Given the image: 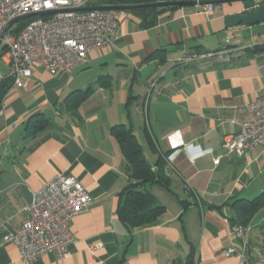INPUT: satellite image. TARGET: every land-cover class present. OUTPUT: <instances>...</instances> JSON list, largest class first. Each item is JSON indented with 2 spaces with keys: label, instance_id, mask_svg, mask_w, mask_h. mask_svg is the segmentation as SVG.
<instances>
[{
  "label": "crops",
  "instance_id": "crops-1",
  "mask_svg": "<svg viewBox=\"0 0 264 264\" xmlns=\"http://www.w3.org/2000/svg\"><path fill=\"white\" fill-rule=\"evenodd\" d=\"M242 11L240 1L214 4L210 13L203 5L174 6L148 28L120 12L113 43L71 72L32 65L23 87L1 93L0 264H261L264 206L237 238L226 204L264 190L254 176L264 149L237 155L222 147L248 118L245 105L264 95V36L254 25L224 24L225 15ZM193 52L205 56L180 61ZM87 87L78 114L65 112L66 96ZM36 113L50 124L24 138ZM117 124L133 129L153 169L163 161L167 187L147 185L165 207L156 224L128 229L118 217L131 178L111 130ZM58 173L75 177L93 201L70 221L75 242L67 256L50 251L23 260L4 237L26 218L33 191Z\"/></svg>",
  "mask_w": 264,
  "mask_h": 264
},
{
  "label": "built area",
  "instance_id": "built-area-1",
  "mask_svg": "<svg viewBox=\"0 0 264 264\" xmlns=\"http://www.w3.org/2000/svg\"><path fill=\"white\" fill-rule=\"evenodd\" d=\"M90 1L0 0V35L19 16L53 11L44 16L18 20L3 35L0 47L4 49L2 56L13 87L25 85L31 77L32 65L48 71L69 73L78 63L87 59L90 51L113 43L120 25V12L82 10L89 7ZM213 9L214 4L203 5L204 13H210ZM204 56L187 53L180 61L188 63ZM3 76L0 74V78ZM245 107L248 118L240 123L235 134L224 139L222 147L225 153L241 155L257 147L264 149V95ZM167 160L171 165L170 159ZM219 160L220 156H217L213 161L218 163ZM92 201L90 193L75 177L58 173L33 191L30 203L24 208L26 218L4 239L16 246L23 260H32L50 251L65 257L69 254L68 246L75 242L69 228L70 221ZM250 228V223L237 224L232 227L230 234L243 238ZM235 252L234 247L226 250L227 254ZM257 259L264 264V240L257 251Z\"/></svg>",
  "mask_w": 264,
  "mask_h": 264
},
{
  "label": "trees",
  "instance_id": "trees-1",
  "mask_svg": "<svg viewBox=\"0 0 264 264\" xmlns=\"http://www.w3.org/2000/svg\"><path fill=\"white\" fill-rule=\"evenodd\" d=\"M165 0H91L89 6H107V5H140L153 2H161ZM169 7H136L130 10L118 12H131L138 16L142 28H148L156 23L158 13ZM26 22V21H24ZM23 24L20 23V25ZM4 49H0V57H2ZM12 86V78L4 74L0 78V92L3 93ZM91 91V87L78 89L70 92L65 102V112L77 115L79 106L87 98ZM50 124V119L41 113L31 115L25 125L24 138L33 136L39 130H42ZM115 135L120 149L125 159V169L131 178L129 185L124 192V198L117 208L119 219L128 229L136 227L148 226L156 224L160 220V215L165 210L163 204L156 202L153 194L147 188L148 184H160L167 187L168 178L163 172V161L158 159L157 168L153 169L152 165L144 156L143 148L136 138L134 131L130 127L123 124H117L111 128ZM148 141L149 138H148ZM149 146L154 149L153 143L150 141ZM233 211L231 221L233 226L237 224L245 225L252 218L254 213L264 206V190L250 199L238 198L230 202H226ZM185 264H192L187 260Z\"/></svg>",
  "mask_w": 264,
  "mask_h": 264
},
{
  "label": "water",
  "instance_id": "water-1",
  "mask_svg": "<svg viewBox=\"0 0 264 264\" xmlns=\"http://www.w3.org/2000/svg\"><path fill=\"white\" fill-rule=\"evenodd\" d=\"M240 1L243 5V11L240 13L227 14L224 16V24L226 28H232L238 25L251 26L254 24H260L264 22V2L262 0H165L161 2L146 3L140 5H107V6H89L82 10L88 9H106L114 11L130 10L136 7H169V6H181V5H204V4H219ZM53 11H40L36 13L26 14L13 19L8 26L3 30L0 35L1 39L8 27L18 20L27 19L32 16H44L51 14ZM2 94L0 92V103Z\"/></svg>",
  "mask_w": 264,
  "mask_h": 264
},
{
  "label": "rangeland",
  "instance_id": "rangeland-1",
  "mask_svg": "<svg viewBox=\"0 0 264 264\" xmlns=\"http://www.w3.org/2000/svg\"><path fill=\"white\" fill-rule=\"evenodd\" d=\"M254 29L255 30H260L261 34L264 36V22L261 24H254ZM246 37L248 36L247 34L245 35ZM1 49V47H0ZM3 56L0 57V73H5L6 71H8V66L4 63V61L2 60ZM261 172L260 173H255V180L260 183V184H264V164L261 165ZM251 198V197H250ZM264 212V211H263Z\"/></svg>",
  "mask_w": 264,
  "mask_h": 264
}]
</instances>
